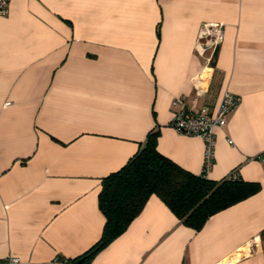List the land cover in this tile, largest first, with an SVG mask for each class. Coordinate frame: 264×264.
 Listing matches in <instances>:
<instances>
[{"label":"crops","instance_id":"1","mask_svg":"<svg viewBox=\"0 0 264 264\" xmlns=\"http://www.w3.org/2000/svg\"><path fill=\"white\" fill-rule=\"evenodd\" d=\"M203 23H221L224 39L197 108L215 109L225 90L240 98L215 130L206 177L236 172L259 190L198 230L152 195L87 264H264V0H9L0 14V260L75 264L104 227L102 180L150 131L160 154L202 173L203 141L170 122L176 98L197 110Z\"/></svg>","mask_w":264,"mask_h":264},{"label":"trees","instance_id":"2","mask_svg":"<svg viewBox=\"0 0 264 264\" xmlns=\"http://www.w3.org/2000/svg\"><path fill=\"white\" fill-rule=\"evenodd\" d=\"M157 138L158 131H150L138 152L102 180L98 208L105 219L104 227L99 240L75 259V264H87L120 236L152 195L183 224L198 230L210 216L259 190L257 183L242 181L236 172L212 181L203 173L195 175L181 168L158 152Z\"/></svg>","mask_w":264,"mask_h":264},{"label":"built area","instance_id":"3","mask_svg":"<svg viewBox=\"0 0 264 264\" xmlns=\"http://www.w3.org/2000/svg\"><path fill=\"white\" fill-rule=\"evenodd\" d=\"M9 0H0V14L8 13ZM224 39V26L221 23H203L199 29L195 53L202 60V84H194L193 105L197 108L199 102L207 94L206 79L212 73L213 56ZM209 76V77H208ZM201 79V78H200ZM240 102L239 96L228 90L223 91L215 109L210 110L203 106L197 110L190 109L183 97L173 101L174 114L170 122L173 130L183 136L198 137L204 143L203 171L206 176L211 168L214 157L215 130L226 123V115ZM231 144V142L229 141ZM264 165V154L260 157ZM0 264H22L19 258L8 256L0 260Z\"/></svg>","mask_w":264,"mask_h":264},{"label":"water","instance_id":"4","mask_svg":"<svg viewBox=\"0 0 264 264\" xmlns=\"http://www.w3.org/2000/svg\"><path fill=\"white\" fill-rule=\"evenodd\" d=\"M82 262V259L79 260V263Z\"/></svg>","mask_w":264,"mask_h":264}]
</instances>
